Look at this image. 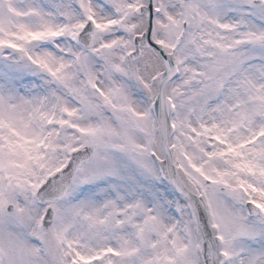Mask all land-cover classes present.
I'll return each instance as SVG.
<instances>
[{"label": "snow or ice", "instance_id": "1", "mask_svg": "<svg viewBox=\"0 0 264 264\" xmlns=\"http://www.w3.org/2000/svg\"><path fill=\"white\" fill-rule=\"evenodd\" d=\"M0 264H264V0H0Z\"/></svg>", "mask_w": 264, "mask_h": 264}]
</instances>
